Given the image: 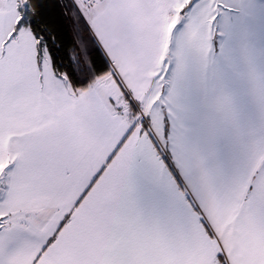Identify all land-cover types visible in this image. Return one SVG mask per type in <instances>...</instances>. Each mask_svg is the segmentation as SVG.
<instances>
[{"label":"snow or ice","instance_id":"6c2138e0","mask_svg":"<svg viewBox=\"0 0 264 264\" xmlns=\"http://www.w3.org/2000/svg\"><path fill=\"white\" fill-rule=\"evenodd\" d=\"M0 264H264V0H0Z\"/></svg>","mask_w":264,"mask_h":264}]
</instances>
